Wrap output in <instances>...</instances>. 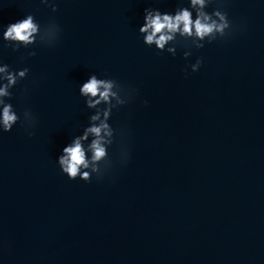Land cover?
Returning a JSON list of instances; mask_svg holds the SVG:
<instances>
[{
    "label": "clouds",
    "instance_id": "clouds-1",
    "mask_svg": "<svg viewBox=\"0 0 264 264\" xmlns=\"http://www.w3.org/2000/svg\"><path fill=\"white\" fill-rule=\"evenodd\" d=\"M180 2L183 3L184 0ZM39 3L51 8L52 12L58 11L57 0H39ZM213 3L222 4L223 0H187L188 7H177L174 12L146 8L144 22L138 29L143 43L148 47L155 46L158 52L167 51L175 56L177 46L182 42L186 48L199 50L205 47V42L212 43L217 39L230 37L235 27L227 12L220 7L211 13L206 11ZM60 34L61 28L54 19L42 28L34 15L27 14L8 24L2 32V39L13 51H18L21 47L27 49L36 44L54 46ZM35 55V51L28 53L30 57ZM191 55L190 50L183 53L185 59ZM202 64L203 58L198 57L189 67L192 72H197ZM29 71L28 67L14 70L0 61V134L11 132L14 125L21 123L30 137L35 135L31 129L35 128L38 120L33 111L26 108L22 114H18L13 105L7 102L13 97L11 90L28 78ZM24 92L27 93L26 88ZM135 93L134 88L116 79L98 78L95 73L82 83L79 94L84 98L86 108L94 110V114L89 116L88 124L62 149L57 158L61 172L69 180L90 182L93 175L101 179L114 167L108 149L113 145L117 134H122V130L118 133L109 120L113 110L129 103ZM144 103L147 105V101ZM128 159V149L121 145L120 162L126 163Z\"/></svg>",
    "mask_w": 264,
    "mask_h": 264
}]
</instances>
